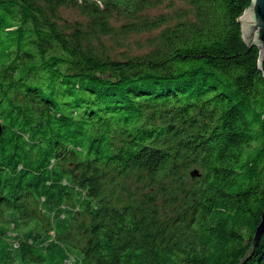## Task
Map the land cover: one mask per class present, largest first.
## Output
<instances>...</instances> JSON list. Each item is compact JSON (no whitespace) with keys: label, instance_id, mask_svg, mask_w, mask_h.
I'll return each instance as SVG.
<instances>
[{"label":"trees","instance_id":"16d2710c","mask_svg":"<svg viewBox=\"0 0 264 264\" xmlns=\"http://www.w3.org/2000/svg\"><path fill=\"white\" fill-rule=\"evenodd\" d=\"M252 2L0 0V264H264Z\"/></svg>","mask_w":264,"mask_h":264},{"label":"rangeland","instance_id":"374dc122","mask_svg":"<svg viewBox=\"0 0 264 264\" xmlns=\"http://www.w3.org/2000/svg\"><path fill=\"white\" fill-rule=\"evenodd\" d=\"M172 11L168 9V4H164L155 10L147 12L149 18H156L161 15L169 14ZM62 16L67 21H85L82 14L75 9H66L63 11ZM119 25V23H117ZM158 37V33H142L141 35H132L129 39L123 41H115L111 38L103 39L108 51L114 57L140 55L149 52L153 45L151 40Z\"/></svg>","mask_w":264,"mask_h":264},{"label":"water","instance_id":"95a60500","mask_svg":"<svg viewBox=\"0 0 264 264\" xmlns=\"http://www.w3.org/2000/svg\"><path fill=\"white\" fill-rule=\"evenodd\" d=\"M242 24L243 38L250 46L261 49V59L259 62L260 70L264 75V0H253L251 7L246 10L240 18ZM2 132V123L0 122V135ZM197 171L192 173L195 177ZM264 234V211L261 216L260 224L256 229L254 236V247H256Z\"/></svg>","mask_w":264,"mask_h":264}]
</instances>
